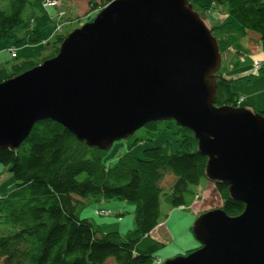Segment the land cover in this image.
I'll list each match as a JSON object with an SVG mask.
<instances>
[{
  "label": "water",
  "instance_id": "1",
  "mask_svg": "<svg viewBox=\"0 0 264 264\" xmlns=\"http://www.w3.org/2000/svg\"><path fill=\"white\" fill-rule=\"evenodd\" d=\"M96 16L53 59L0 82V149H17L46 119L102 150L175 120L208 157L207 181L245 208L201 215V247L164 264H264V115L216 105V36L185 0H114Z\"/></svg>",
  "mask_w": 264,
  "mask_h": 264
},
{
  "label": "trees",
  "instance_id": "2",
  "mask_svg": "<svg viewBox=\"0 0 264 264\" xmlns=\"http://www.w3.org/2000/svg\"><path fill=\"white\" fill-rule=\"evenodd\" d=\"M100 1L105 6L114 0ZM29 3L0 0V46L25 22ZM220 5L226 7L229 20L211 32L221 52L249 33L264 41V0H213L215 9ZM63 38L56 35L55 44ZM27 41L42 44L41 29H31ZM34 66L33 60H24L12 67L8 78ZM219 75L217 105L242 107L233 81ZM253 78L248 74L235 82L247 83ZM260 112L264 115V110ZM159 123L153 121L144 128L153 137L159 132ZM178 130V150L164 152L154 146L145 148L143 157L138 158L131 149L141 139L133 135L128 151L112 166L103 163L105 150L87 145L51 119L36 122L17 149H0V163L17 182L0 198V264H154L163 246L152 236L161 218V199L172 209L190 207L197 195L195 189L207 180L208 157L198 150L194 132L181 126ZM168 175L174 177L165 188L162 183ZM215 185L225 213L240 216L245 204L234 200L224 183ZM113 199L135 206V229L125 235L104 231L94 220L79 215L83 207Z\"/></svg>",
  "mask_w": 264,
  "mask_h": 264
},
{
  "label": "rangeland",
  "instance_id": "3",
  "mask_svg": "<svg viewBox=\"0 0 264 264\" xmlns=\"http://www.w3.org/2000/svg\"><path fill=\"white\" fill-rule=\"evenodd\" d=\"M52 1H55L56 4L50 5L46 3L45 5L44 0H30L24 13L25 22L19 28L14 30L10 38L1 41L0 51L5 45H13L8 47L9 49L7 52L6 50L0 52V82L6 80V78L8 79V76L12 74V67L16 64L22 63L24 60L31 59V61L33 60L35 63V66H41L46 60L53 59L59 54L61 44L69 34L73 33L75 29L84 26V24L93 22L97 17L96 15L108 6V4L102 6L100 0ZM185 1L188 7L191 6L192 11L199 14L200 19L210 31L217 26L216 24L218 22L227 21L229 18L226 7L220 5L219 8L216 7L215 9V6H213V0H197L201 1V3L205 5L204 7H199L196 0ZM62 12H65V14L61 16L60 13ZM38 23L40 26H38ZM37 26L43 30L44 35L50 37L45 38V41L39 45L27 44L28 38L26 40H24V38L31 32V29H34ZM251 34L252 35L249 37L246 36L243 38L242 42H240L241 40L234 42V48L240 49V52H242L238 53L239 55L237 54L236 56L235 54L232 56L233 53H237V50L232 49L233 47L221 52L222 67L218 75L221 74V77L233 81L232 87L235 93H243V95H240L239 97V104L243 105L242 107L250 109L254 113H259L260 111H263V109H253V107L248 105V100L249 98H253L258 102L264 99V64L261 63V59L255 60L253 57L256 53L264 54V48L261 47L258 48L257 51H254L249 47V40L252 41L254 36L259 37L256 33ZM56 35H64L63 42L55 44L54 41ZM49 41L51 44L47 45ZM259 41L264 43L261 39ZM21 44H27L24 45L27 49L19 50L21 46H23ZM11 48H16V52L18 50L17 53H19V57H12L11 52H9ZM57 50L58 52L55 54ZM25 55L28 57H24ZM259 69H262L260 72L261 74L258 72L260 71ZM244 74H249L250 76H254V78L251 82L247 83L235 82L236 80L245 77L246 75ZM254 74L258 75L256 76ZM252 92H259L260 97L254 95L250 96V93ZM259 104L260 103H258V105ZM178 126L179 125L175 120H163L159 123V132L153 135V137L146 128L142 127L141 129H138L133 135L141 140L138 144L132 147L131 153H134L138 158H142L144 154L143 150L149 147H160L164 152L167 150H178L181 143L180 135L178 134ZM131 137L114 141L111 147L105 150V155L103 156L104 165L112 166V164H114L123 153L128 151L129 144L132 141ZM173 177L171 175L166 176L162 183L165 188L170 185L169 183H171ZM16 183L17 182L14 180V176L10 169L6 165L0 163V191L2 195L6 192H11V190L15 188ZM195 193L197 194L196 198L191 203L190 207L178 206L177 209H172L163 198L161 199L160 221L166 223L163 225L159 222L157 229L152 233V236L157 241L159 240L163 243V246H161L156 253V257H154V261L160 260L159 264H164L166 261L180 256H188L195 250L199 249L201 247L200 242L194 231L196 220H198L204 213L210 212V210L222 208L223 202L214 182L207 180L202 181V183L195 189ZM106 201H115L116 204L123 203L124 209L121 213L123 216L120 217L119 215H116L117 213L115 212H118L117 210L100 202L83 207L79 213L80 217H87L91 220L95 219V223L100 225L102 230L108 232L117 231L118 227H122L123 229L120 233L125 235L129 230L135 229L134 205H131L127 201L123 202L117 199ZM103 210L105 213L101 214ZM94 212H99L103 216H95ZM191 213L195 216L194 220L191 219L194 217ZM114 221L117 222L113 223ZM108 261L113 262L111 259Z\"/></svg>",
  "mask_w": 264,
  "mask_h": 264
},
{
  "label": "crops",
  "instance_id": "4",
  "mask_svg": "<svg viewBox=\"0 0 264 264\" xmlns=\"http://www.w3.org/2000/svg\"><path fill=\"white\" fill-rule=\"evenodd\" d=\"M219 8V7H218ZM215 10V9H214ZM213 10V11H214ZM228 18V17H227ZM228 20H229V18H228ZM35 23L37 24V22L35 21ZM220 23H223V22H218L216 25H220ZM39 24V23H38ZM38 26H40V24L38 25ZM37 26V27H38ZM38 29H40V27H38ZM41 32H42V34H43V30L41 29ZM30 34V33H29ZM29 34L24 38V40H26L27 38H28V36H29ZM250 35H252L251 33H249V35H246L247 37H249ZM245 36V37H246ZM43 37L44 38H48V37H50V36H46V35H44L43 34ZM21 40V39H20ZM241 41L240 42H242V39H240ZM260 40V38L259 37H256V36H254L253 38H252V41L251 40H249L250 42L248 43L249 44V47H251L252 48V50H254V51H257V49L258 48H264V43L262 42H260L259 41ZM18 41V40H17ZM238 41V40H237ZM13 44H10V45H5L4 47H2L1 48V51L0 52H4V50H6V52L8 51V47H10V46H12ZM21 45H23V46H21ZM20 46H21V48L19 49V50H23V49H27V47H25L24 45H27V44H21ZM233 48L232 49H235V50H237L236 52L237 53H233L232 54V56H234L235 54H236V56H237V54L238 53H242V52H240V49H237V48H234V45L232 46ZM240 48H242V47H240ZM231 49V50H232ZM17 52H18V50H17ZM239 55V54H238ZM241 55V54H240ZM17 57H19V53H17ZM24 57H28L27 55H25ZM253 57H254V59L256 60V59H261V63H263L264 64V54H258V53H256L255 55H253ZM255 63V62H254ZM261 66H262V64H261ZM242 73V72H241ZM239 74V73H238ZM247 74V73H246ZM246 74H244V75H246ZM248 92V91H247ZM239 95H243V93H239ZM251 95H254V96H257V97H260L259 96V92L258 93H250V96ZM246 98H247V95H246ZM249 101H250V103H249ZM262 101V102H261ZM258 103H260L259 105H258ZM248 105L250 106V107H253V109H255V110H259V109H263L264 110V99L263 100H260V101H258V102H256V100L255 99H253V98H249V100H248ZM7 193H9V192H6L4 195H2V193H1V191H0V196L1 197H5V196H7ZM103 203L105 204V205H109L110 206V208H113V209H115V210H117L118 212H115V213H117L116 215H118V214H120V213H122V211H123V209H124V205H123V203H121V204H116L115 203V201L114 202H108V201H103ZM102 203V204H103ZM117 203H119V202H117ZM94 214H95V216H99V215H97L98 213H95L94 212ZM191 214H193V213H191ZM193 216H194V214H193ZM194 218H195V216L193 217V218H191L192 220H194ZM93 219H94V217H93ZM95 220V219H94ZM115 222H117V221H114L113 223H115ZM166 223V222H165ZM165 223L164 222H161L160 221V224H163V225H165ZM110 224H111V222H110ZM113 225V224H112ZM121 225V224H120ZM122 227H118V230L117 231H122Z\"/></svg>",
  "mask_w": 264,
  "mask_h": 264
},
{
  "label": "built area",
  "instance_id": "5",
  "mask_svg": "<svg viewBox=\"0 0 264 264\" xmlns=\"http://www.w3.org/2000/svg\"><path fill=\"white\" fill-rule=\"evenodd\" d=\"M44 3H45V5H46V3H48V4H56L55 3V1H49V0H44ZM59 3V2H58ZM47 4V5H48ZM61 14V16L63 15V14H65V12H62V13H60ZM9 52H11V54H12V57L13 58H15V57H17V52H16V48H11L10 50H9ZM257 66H258V64H257ZM259 68V67H258ZM103 213H105V211L103 210L102 211V213L101 214H103ZM160 263V260L159 261H155V263L154 264H159Z\"/></svg>",
  "mask_w": 264,
  "mask_h": 264
}]
</instances>
